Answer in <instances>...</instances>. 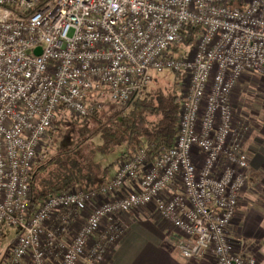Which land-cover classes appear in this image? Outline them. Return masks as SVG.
<instances>
[{
  "label": "built area",
  "instance_id": "obj_1",
  "mask_svg": "<svg viewBox=\"0 0 264 264\" xmlns=\"http://www.w3.org/2000/svg\"><path fill=\"white\" fill-rule=\"evenodd\" d=\"M192 25L201 30L181 50ZM166 69L186 74L175 145L153 157L141 147L101 187L32 211L59 108L83 119L129 107ZM247 71L264 72V0H0V236L21 228L4 264L97 262L119 239L104 222L150 204L180 233L181 256L258 264L228 234L250 168L233 104Z\"/></svg>",
  "mask_w": 264,
  "mask_h": 264
},
{
  "label": "trees",
  "instance_id": "obj_2",
  "mask_svg": "<svg viewBox=\"0 0 264 264\" xmlns=\"http://www.w3.org/2000/svg\"><path fill=\"white\" fill-rule=\"evenodd\" d=\"M200 30L198 26L185 27L184 45H193ZM184 95L178 78L172 83H165L155 74L152 83L144 88L129 107H118L116 115H107L105 110L92 115L99 120L95 134L100 133L103 139L95 148L80 149L85 141L82 140L74 147L49 154V142L40 152L30 179L31 210L36 211L50 195L69 192L76 187L99 188L106 183L112 177L111 171L116 161L104 166L95 162L94 154L97 151L109 153L124 143L126 149L119 157L121 164L141 147H148L151 157L171 149L179 132ZM67 114L65 107L59 108L57 124L63 123ZM72 118L80 121L74 115ZM58 129V125L52 126L49 135L54 137Z\"/></svg>",
  "mask_w": 264,
  "mask_h": 264
},
{
  "label": "crops",
  "instance_id": "obj_3",
  "mask_svg": "<svg viewBox=\"0 0 264 264\" xmlns=\"http://www.w3.org/2000/svg\"><path fill=\"white\" fill-rule=\"evenodd\" d=\"M244 96L245 91L236 90L233 104L238 118L250 120L244 132L250 168L247 185L240 194L238 210L228 234L235 252L254 254L259 259L258 264H264V112L255 109L243 111L244 107L239 103L244 101ZM234 123L237 129L243 126V122L239 124L236 119ZM140 208L104 222L103 229L110 223L120 226L118 242L106 249L101 260L91 263L87 257H82L78 264H215L211 254L200 259L181 256L176 248L180 233L163 219L154 205Z\"/></svg>",
  "mask_w": 264,
  "mask_h": 264
},
{
  "label": "rangeland",
  "instance_id": "obj_4",
  "mask_svg": "<svg viewBox=\"0 0 264 264\" xmlns=\"http://www.w3.org/2000/svg\"><path fill=\"white\" fill-rule=\"evenodd\" d=\"M180 48L181 50H184L185 48H187V46L184 45ZM157 75L165 83H172L175 81V79L178 78L180 86H183V92L185 94L187 87V85H185V73H181L180 75H178V73L173 71L172 69H166L162 72L157 73ZM236 90L245 91V96L243 97L244 101H241L239 103L241 107H244L243 111L246 112L247 109H255L258 112H264V72L260 73L255 71H247L240 78L239 83L233 92V97ZM117 109V105L106 103V108L104 110L106 111L107 115H116ZM234 110L235 119L237 123L241 124L243 122L245 124H248L249 122L250 124V120L248 118H238L235 106ZM72 117L73 113L68 112L67 118L60 125L57 124V118L55 119L53 126L58 125L59 129L56 131L54 137L48 135V138L42 150L46 148L49 142L50 144L47 146V151L49 154H53L57 151L69 147H74L82 140L85 141L80 145V149H83V147H87L88 149L95 148L97 145L102 143L103 139L100 133L95 134V131L99 126V120L97 118L90 116L87 118L80 119V121H75ZM125 149V144L121 143L109 153H101L97 151L94 154V161L99 162L103 166L116 161L114 169L112 168L111 171V175H114L113 173L117 172L118 165L121 162V159H119V157L123 154ZM20 232L21 228L17 226L3 227L0 236V264H4V262L6 261L4 259L7 255L6 253L8 251V248L13 247V242Z\"/></svg>",
  "mask_w": 264,
  "mask_h": 264
}]
</instances>
